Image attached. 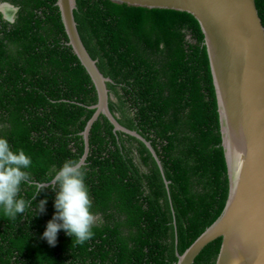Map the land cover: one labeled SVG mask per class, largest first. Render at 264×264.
Listing matches in <instances>:
<instances>
[{
	"label": "trees",
	"instance_id": "1",
	"mask_svg": "<svg viewBox=\"0 0 264 264\" xmlns=\"http://www.w3.org/2000/svg\"><path fill=\"white\" fill-rule=\"evenodd\" d=\"M264 24V0H256ZM0 138L33 161L46 182L83 158V133L98 104L95 85L69 45L58 0H0ZM78 31L108 83L109 108L140 139L100 115L89 136L86 184L97 216L84 245L60 230L45 189L16 220L0 208V264H177L223 213L230 192L218 100L199 22L189 13L77 0ZM34 189L21 186L20 198ZM47 198L45 212L38 203ZM222 239L194 264H216Z\"/></svg>",
	"mask_w": 264,
	"mask_h": 264
},
{
	"label": "water",
	"instance_id": "2",
	"mask_svg": "<svg viewBox=\"0 0 264 264\" xmlns=\"http://www.w3.org/2000/svg\"><path fill=\"white\" fill-rule=\"evenodd\" d=\"M120 5L189 13L199 22L213 75L230 184L226 207L177 264H194L212 242L222 239L216 264H264V24L256 0H110ZM69 45L89 73L97 94L96 113L83 133L86 161L89 136L100 115L115 128L152 146L118 123L109 108L108 83L87 51L75 20L77 0H58ZM14 22V19L8 18Z\"/></svg>",
	"mask_w": 264,
	"mask_h": 264
},
{
	"label": "clouds",
	"instance_id": "3",
	"mask_svg": "<svg viewBox=\"0 0 264 264\" xmlns=\"http://www.w3.org/2000/svg\"><path fill=\"white\" fill-rule=\"evenodd\" d=\"M6 10H11L7 15ZM0 12L5 19H14L18 8L3 3ZM10 21V20H8ZM12 22V21H10ZM33 161L23 149H13L6 138H0V208L6 217L16 220L32 205L36 196L45 189L55 193V214L47 223L42 239L50 246H55L57 234L64 230L65 234L75 239L78 245H84L94 237L93 227L97 216L93 213V202L86 176L89 165L83 158L65 160L62 166L46 182L34 181L28 171ZM34 189L32 200L20 198L21 186ZM47 198L38 203V214L45 212Z\"/></svg>",
	"mask_w": 264,
	"mask_h": 264
},
{
	"label": "bare ground",
	"instance_id": "4",
	"mask_svg": "<svg viewBox=\"0 0 264 264\" xmlns=\"http://www.w3.org/2000/svg\"><path fill=\"white\" fill-rule=\"evenodd\" d=\"M6 13H7L8 16L11 15V13L8 10H6Z\"/></svg>",
	"mask_w": 264,
	"mask_h": 264
},
{
	"label": "rangeland",
	"instance_id": "5",
	"mask_svg": "<svg viewBox=\"0 0 264 264\" xmlns=\"http://www.w3.org/2000/svg\"><path fill=\"white\" fill-rule=\"evenodd\" d=\"M5 11H6V9H5ZM9 12H11V10Z\"/></svg>",
	"mask_w": 264,
	"mask_h": 264
}]
</instances>
